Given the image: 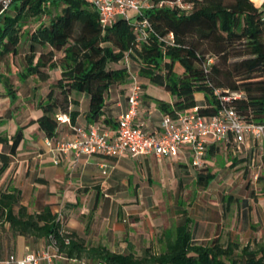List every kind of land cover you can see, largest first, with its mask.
<instances>
[{
	"label": "trees",
	"instance_id": "1",
	"mask_svg": "<svg viewBox=\"0 0 264 264\" xmlns=\"http://www.w3.org/2000/svg\"><path fill=\"white\" fill-rule=\"evenodd\" d=\"M2 1L0 63L18 56L22 48L19 81L47 82L52 71H60L47 95L36 102L41 116L30 122L48 139L57 134V111L67 112L63 101L54 98L55 91L65 102L72 93L84 95L88 99L85 120L105 127L112 122L104 115L107 94L125 84L130 73L170 95V101L142 96L162 115L175 118L196 109L202 116H212L219 107L215 91H220L230 97L228 106L242 120L264 124V2L257 8L251 0H182L191 6L187 12L153 6L143 13L150 29L145 39L136 42L133 23L117 18L103 27L86 0H9L6 8ZM0 85L15 100L17 90L10 74L0 73ZM140 87L141 92L146 90L145 84ZM196 94H203L205 102H198ZM68 115L74 124L78 112ZM21 130L0 138V143L11 142L15 149ZM0 159L1 175L9 159L5 155ZM214 179L209 168L196 172V184L203 190ZM230 200L226 196L223 202ZM178 215L183 220L163 232L160 252L147 247L141 255L115 253L104 246L90 247L66 230L63 220H57L48 207L29 213L16 189L0 192V226L6 225L14 237L41 240L45 245L52 240L57 254L66 259L98 264H264V245L217 239L195 242L186 210Z\"/></svg>",
	"mask_w": 264,
	"mask_h": 264
},
{
	"label": "crops",
	"instance_id": "2",
	"mask_svg": "<svg viewBox=\"0 0 264 264\" xmlns=\"http://www.w3.org/2000/svg\"><path fill=\"white\" fill-rule=\"evenodd\" d=\"M251 2L259 8L264 0H261L258 4ZM59 74L58 69L52 71L50 80L55 83L59 78ZM131 82L132 80L128 85H118L109 90L104 106L105 117L112 121L109 126L103 127L102 124L98 123L88 124L85 120L88 99L84 95L75 93L70 94L66 102L58 93L54 94V98L63 101V107L65 106L67 110V112L58 110L56 116L64 115L69 118V112L77 111L78 116L74 124L70 123L71 127L88 128L92 125H99L110 136H114L117 120L127 109V97ZM143 84L146 85L147 90L149 84L146 82ZM15 89L17 90V88ZM25 89L29 95L31 85L28 81L25 83ZM146 90L141 92L135 124L142 126L147 132H153L157 130L163 115L156 109L152 101L142 99ZM2 92H4L3 88L0 89V96L3 94ZM31 96L32 104L28 106L31 107L30 110L37 109L36 102L38 98L36 99L33 94ZM195 99L198 102H204L203 94H196ZM170 100L172 99L170 98ZM74 101L78 103L77 106L73 104ZM19 117V122L13 126L14 134L1 131L0 138H10L15 135L18 129L28 128L31 131L25 135V131L21 130L22 139L15 149L11 148V142L8 144L0 143V158L5 155L9 159L8 167L0 175V192L7 187L16 189L20 194V204L25 206L29 213L39 212L44 207H48L53 214L60 212L65 229L76 233L90 247L104 246L115 253H134L138 245L147 248L156 233L151 226L163 224L161 215H149L147 217L146 207L141 205V203L147 202V210H149L152 203L160 201L157 199V191L154 187L151 188L152 182H157L159 178L167 181L171 176L176 179L177 192H179V187L182 184L179 171L182 168H186L184 169L185 172L189 171L187 168H197L193 165L192 152L187 147L182 148L175 158H157L155 156L131 158L125 155L114 159L94 154L75 159L73 153H68L65 156L60 155L57 152L50 151L46 146V142L51 140L54 144L55 142L71 140L74 133L70 126L58 123L56 136L48 139L38 129L37 124H30L38 117L33 119L28 113ZM3 120L4 117L0 115V123L3 124ZM25 138H27V141L32 140V138L39 140L37 143L30 140L25 145L23 144ZM223 146L229 147L233 152L231 164L235 159L234 163L239 162L246 173L249 169L259 166L261 174H264V162H262L264 152H262L260 145L249 141L248 145L242 148L241 153H237L232 145ZM218 148L220 147L211 150L206 149L201 164L207 162ZM168 158L172 160H168ZM190 159L191 165L187 163ZM175 163L178 164V169H175ZM152 176H156L157 180H153ZM260 177L255 180L258 185L264 183V180L259 179ZM221 197L223 201L224 195ZM238 203H242L244 207L240 212L237 230L243 236L236 238L234 241L244 244L256 241L264 245V237H262L264 235V190L260 189L258 193H255V197L250 192L244 195L241 200H235L231 197L226 207ZM179 205V201H177L176 206ZM187 215L192 221L191 230L194 241L202 243L211 240V235L214 234L216 226L214 220L207 217L208 221H203L201 216H191L190 213H187ZM182 220L179 215L175 216L174 227ZM234 226V223H231L230 227H225L226 230H230L232 233H230L232 238L228 241L235 239V237L233 238ZM167 230L170 229L163 228L158 235L157 242H160L159 244L163 242V232ZM215 237H218V235ZM16 238L19 245L15 253L17 258H23L29 253L41 251L45 246V242L29 238L26 246L21 248L24 238ZM8 255L14 254L0 253V260ZM91 263L87 260L66 259L54 253L53 264ZM38 264L46 263L40 261Z\"/></svg>",
	"mask_w": 264,
	"mask_h": 264
},
{
	"label": "built area",
	"instance_id": "3",
	"mask_svg": "<svg viewBox=\"0 0 264 264\" xmlns=\"http://www.w3.org/2000/svg\"><path fill=\"white\" fill-rule=\"evenodd\" d=\"M95 9L99 23L109 27L117 18H123L135 25L136 42L145 39V31L150 29L144 17V11L156 7L177 8L189 11L191 6L182 0H86ZM9 0H3L6 8ZM171 38V36H169ZM127 64V62H126ZM131 76V86L127 97V109L117 120L114 136L103 130L99 125L88 128L71 127L70 120L64 115L56 116L60 124L71 127L74 137L71 140L55 142L47 140L46 146L50 151L67 155L73 153L75 159L82 156L100 154L118 159L128 155L131 158L155 156L157 158H175L181 149L187 147L193 155V165L200 166L206 149L211 145H232L237 153L251 141L260 145L264 152V124L248 123L242 120L235 110L228 106L230 97H224L220 91H215L219 102L217 112L212 116H202L192 109L175 118L163 115L157 130L147 132L142 126L135 124L138 116L141 87L136 74ZM238 97L237 94H232ZM57 164V163H55ZM259 168V166H256ZM254 180L258 179L255 173ZM57 220L62 221L61 213H56ZM54 242L51 240L41 251L29 253L23 258L8 255L0 260V264H38L44 261L53 264L54 253L57 254Z\"/></svg>",
	"mask_w": 264,
	"mask_h": 264
},
{
	"label": "rangeland",
	"instance_id": "4",
	"mask_svg": "<svg viewBox=\"0 0 264 264\" xmlns=\"http://www.w3.org/2000/svg\"><path fill=\"white\" fill-rule=\"evenodd\" d=\"M251 1L258 4L261 0ZM23 53L24 50L21 48L18 56L8 58L6 61L0 63V73L10 74L14 86L17 88L16 98L13 101L5 94V92H2L3 94L0 96V115L4 117V123H0V132L6 131L9 134H14L15 130L13 129V126L19 122V116L24 114L28 113L33 119L38 117L41 114L40 111L34 108L30 110L31 107L28 106L32 104L31 95L33 94L36 99L44 97L54 84L53 80L50 79L47 82H40L35 78H30L27 80L31 85L30 93L28 95L25 89V83L27 81L23 83L17 78V73L21 72L22 69ZM130 78L131 76L129 75V80L122 85H128L131 80ZM137 82L140 85L145 83L142 80H137ZM1 88H3L2 85H0V89ZM55 93L57 94L58 92L55 91ZM145 94L161 100H170L171 98L168 93L155 85H149ZM22 131H25L24 134L27 135L31 130L23 128ZM30 140L31 139L28 141ZM32 140L37 143L39 139L32 138ZM28 141L27 138H25L23 144L27 145L26 143ZM219 147L220 148L216 150L214 155L207 160V162L197 166V168H187L189 170L188 172L184 171L186 168H182L181 171H179L180 174L177 172L182 179L179 192H177L176 179H173L171 176L167 181L164 179L160 180L159 178L157 182H152L151 188L154 187L157 191V199L160 201L152 203L149 210H147V202H143L141 205L146 207L145 212L147 217H149V215H161V219H163V224H154V226H151L156 233L154 234L155 236L153 235V239L148 247L154 252H160L163 248V245L159 244L160 242H157L158 235L162 232L163 228L170 230L174 228L175 216H177L182 209H186L187 213H190L191 216H201L203 221H208L207 217L214 220L216 226L214 228V234L212 233L213 235H211V240L217 239L221 243H225L232 238V236H230L232 234L230 230H226V228L230 227L231 223H234V231L236 232L233 233V238L235 237L233 241L236 240V238L243 236L241 232H237L240 212L241 209L244 208L242 203L232 204L229 207H226L221 196H230L235 200H241L244 195L252 192L255 197V193H258L260 189L264 190V183H259L258 185L253 176L256 173L258 177L261 176L259 178L260 180H264V176H262L264 174H261L257 167L249 169L248 173H246L239 162L234 165L231 164L233 152L229 147L223 145H220ZM168 160L172 159L168 158ZM187 163L191 165V159ZM177 167L178 164L175 163V169ZM202 168H209L211 173L215 175V180L205 190L195 184L196 172ZM152 178L153 180H157L156 176H152ZM161 200H163V202H161ZM177 201H179V206H176ZM216 235H218V237H215ZM262 237H264V235H262ZM28 239L29 238L23 239L24 241L21 248L26 246ZM18 246L17 238L12 236L8 227L6 225L0 226V253L6 252V254L11 253L15 255ZM143 249H145V247H140V245H138L134 253L136 255H141ZM91 264L96 263L92 262Z\"/></svg>",
	"mask_w": 264,
	"mask_h": 264
}]
</instances>
